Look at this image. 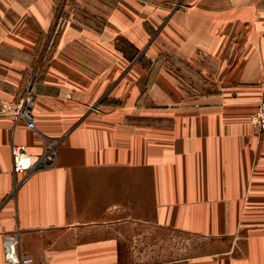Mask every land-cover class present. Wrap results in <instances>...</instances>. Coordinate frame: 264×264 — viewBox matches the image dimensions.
I'll return each mask as SVG.
<instances>
[{
  "label": "crops",
  "instance_id": "0c3cea01",
  "mask_svg": "<svg viewBox=\"0 0 264 264\" xmlns=\"http://www.w3.org/2000/svg\"><path fill=\"white\" fill-rule=\"evenodd\" d=\"M178 1L76 0L96 24L60 26L57 0H0V101L26 86L36 101V129L0 118V264L16 232L35 264H264V139L245 133L257 106L190 101L117 46L147 54L158 30L188 60L261 48L264 11ZM13 145L32 170L14 171ZM181 234L196 244L183 257Z\"/></svg>",
  "mask_w": 264,
  "mask_h": 264
},
{
  "label": "rangeland",
  "instance_id": "374dc122",
  "mask_svg": "<svg viewBox=\"0 0 264 264\" xmlns=\"http://www.w3.org/2000/svg\"><path fill=\"white\" fill-rule=\"evenodd\" d=\"M256 1L264 11V0ZM176 7L184 9L186 4L180 0ZM55 11V25L62 26L72 17H79L95 23L92 18H89L91 17L89 14L79 8L76 0H57ZM157 31L152 32L151 42L153 45L147 54L143 51H137L134 46L123 39L117 42V46L127 53L131 62L140 61L143 68L151 72V81L155 74L160 71L167 72L169 76L180 80L186 93L184 96L190 101L207 102L211 100L217 103L235 102L253 108L257 106L256 110L251 115L249 114L245 133L255 134L260 140H263L264 130L254 127L252 115L264 104V47L211 48V51L199 52L195 59L188 60L182 56L178 49H172L168 46L157 47L154 43L159 34ZM248 34V29H243L238 43L249 37ZM263 35L262 37H264ZM253 49L259 54H250ZM247 57L249 61H245ZM241 68H244L243 77L238 73ZM26 90L27 86L23 92ZM255 97H258V100L253 99ZM261 210L264 208L261 207ZM260 214H264V212L260 211ZM178 241L181 248L180 257L186 255V249L196 245L193 239L185 234L179 235Z\"/></svg>",
  "mask_w": 264,
  "mask_h": 264
},
{
  "label": "built area",
  "instance_id": "2783aa9c",
  "mask_svg": "<svg viewBox=\"0 0 264 264\" xmlns=\"http://www.w3.org/2000/svg\"><path fill=\"white\" fill-rule=\"evenodd\" d=\"M35 102V95L31 88L12 102L0 101V118L10 117L16 121L25 122L30 129H36ZM252 124L264 130V104L252 115ZM12 154L16 173L30 171L35 167L25 146L13 145ZM5 249V264H35L33 258L21 252L18 232L5 237Z\"/></svg>",
  "mask_w": 264,
  "mask_h": 264
}]
</instances>
